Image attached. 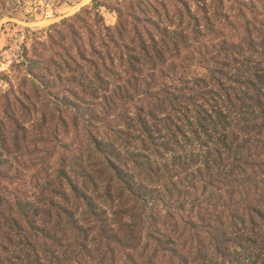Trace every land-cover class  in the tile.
<instances>
[{
	"label": "trees",
	"instance_id": "1",
	"mask_svg": "<svg viewBox=\"0 0 264 264\" xmlns=\"http://www.w3.org/2000/svg\"><path fill=\"white\" fill-rule=\"evenodd\" d=\"M117 6L63 20L6 100L0 264H264V0Z\"/></svg>",
	"mask_w": 264,
	"mask_h": 264
},
{
	"label": "rangeland",
	"instance_id": "2",
	"mask_svg": "<svg viewBox=\"0 0 264 264\" xmlns=\"http://www.w3.org/2000/svg\"><path fill=\"white\" fill-rule=\"evenodd\" d=\"M94 1H97V4L101 6L98 8V12L103 18L105 26H114L116 15L112 11L118 9L117 4L123 0H0V121H4L5 115L3 113L6 112V107H8L6 100L12 101V97L14 96L25 103V97L22 94L31 95L30 84L24 80L27 61L37 59L43 63L49 56H52L50 52L51 43L48 41V37H53L52 32L55 27L63 20L80 14L82 10L92 8ZM243 1L259 2V0ZM260 6H258L259 9L264 12ZM257 13L260 14V11L258 10ZM35 74L40 76L41 73L39 70H35ZM6 138L8 140V137ZM33 139L28 137L25 140L33 141ZM17 140L21 141L22 138H18ZM201 201H209L216 204V201H213L212 194L209 195L208 192H203L200 195L199 193L193 201V203L195 202L194 204L190 206L183 205L182 213L186 210L195 211L196 205H200ZM203 207L206 206L203 205ZM209 212L211 211L208 209L203 212L201 215L203 221L189 222L191 224L190 227H196V231H199L196 234V239L200 238L199 240L204 241L205 245L208 244V241L204 240L202 228L210 225L211 229L208 231L216 237L215 226L208 223L212 222L209 216L218 217L222 211H218L217 213L213 211L212 215H208ZM164 213L161 212L162 218L161 215H157L153 221L152 232L148 239L144 241V243L149 242L148 248H152V242L160 239L159 235L161 234L159 233H161V227L158 219L161 218L160 220H163ZM167 219L168 217H164V220ZM225 229L226 226H224L223 230ZM240 236L243 242H248L246 236L242 234ZM240 236L236 235L234 238ZM222 239L221 248L227 251L231 237H224ZM160 246L162 251H166L169 248L168 242H160ZM143 249L142 245L141 251ZM157 254L159 253L157 252L155 255ZM176 255L182 257V251L177 252ZM138 257L135 258V261L142 262L143 260L138 259ZM163 261L164 259L160 255H157L153 262L158 264ZM193 261L190 259L189 263L202 264L200 261H196L195 263ZM173 264H178L176 259L173 260Z\"/></svg>",
	"mask_w": 264,
	"mask_h": 264
}]
</instances>
